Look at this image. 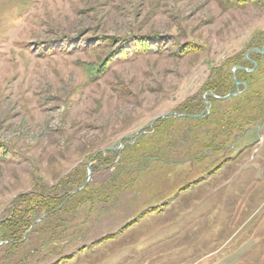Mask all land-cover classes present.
<instances>
[{
    "label": "rangeland",
    "instance_id": "374dc122",
    "mask_svg": "<svg viewBox=\"0 0 264 264\" xmlns=\"http://www.w3.org/2000/svg\"><path fill=\"white\" fill-rule=\"evenodd\" d=\"M137 37L158 44L120 56ZM263 51L264 0H0V222L91 173L0 264H264V122L225 139L178 112L201 98L219 118L242 93L232 66ZM213 68L240 84L217 110Z\"/></svg>",
    "mask_w": 264,
    "mask_h": 264
},
{
    "label": "trees",
    "instance_id": "16d2710c",
    "mask_svg": "<svg viewBox=\"0 0 264 264\" xmlns=\"http://www.w3.org/2000/svg\"><path fill=\"white\" fill-rule=\"evenodd\" d=\"M257 0H231L232 3L238 4L240 6H246L248 4L254 3ZM158 39V38H157ZM154 39L145 38H135L130 42L123 41L120 43L119 49L121 50L119 55L124 56L127 53H148L151 52L153 47L158 43ZM107 46L113 45L115 42L119 44L120 41L116 38L102 37L98 39ZM153 40V41H152ZM129 43V44H128ZM187 48V47H186ZM264 55V54H263ZM259 53H254L253 64L244 61L243 64L239 65L236 63L232 66H240L242 68H247L246 70H252L254 64L257 65V69L254 72H246L243 69L237 70L238 80L241 83L242 93L230 99L233 103L227 111L217 119H209L207 117L198 119H183L185 121H190L191 123L197 124H207L219 126L220 130L214 132L215 136H222L225 139L233 134V132H247L248 127L254 128L256 125H261L264 122V96L262 90L252 89L251 85L262 81L263 77L259 72L263 71L264 56ZM250 66V67H249ZM109 68V60H104L96 67H88V72L98 78L103 75ZM230 69L228 76L222 73L221 68H213L212 74L207 81L204 93H209L207 99L212 103L214 109L217 110L218 104L222 102L216 100L214 96H226L234 91L235 82ZM264 73V72H263ZM203 93V94H204ZM205 103L201 98H193L189 103L182 106L181 112L188 115H197L202 113L204 110ZM170 119L165 118L160 120V123H166ZM189 122V123H190ZM1 148V146H0ZM99 160V159H97ZM69 179V178H68ZM69 181V180H67ZM84 181L80 180L75 183V189H66L63 186L62 192L59 195H45L42 193H31L18 196L12 204V209L9 216L0 222V243L4 242L11 244L15 247H19L24 243V234L31 228L32 224L39 218L46 216L48 218L52 214H57L61 212L64 208V204L73 196L72 192L79 189L84 185ZM62 184L61 182L57 187ZM89 189L86 186L82 191ZM57 190V188H55ZM80 193V192H79ZM69 211V210H68Z\"/></svg>",
    "mask_w": 264,
    "mask_h": 264
},
{
    "label": "water",
    "instance_id": "95a60500",
    "mask_svg": "<svg viewBox=\"0 0 264 264\" xmlns=\"http://www.w3.org/2000/svg\"><path fill=\"white\" fill-rule=\"evenodd\" d=\"M263 53H264V51H263ZM232 74H234V69L232 70ZM234 81H235L236 86H239V85H240V84L237 82L236 78H234ZM237 94H239L238 91H237L236 93L231 94V95H228L227 97H224V98H220V97H216V96H214V98H215V99H228V98H232V97L236 96ZM207 111H208V108L205 109V111H204L203 113H201L200 115H196V116H185V117H187V118H192V119H195V118H201V117H203V116L206 114ZM172 115H173L172 113H169V114H166V115L160 116V117H158V118L155 120V122H156V121H159V120H162V119H165V118H167V117H171ZM175 116H177V114H175ZM261 129H262V128H261ZM90 177H91V173H89V177H88V180L86 181V183H85L81 188L75 190L72 194H76V193H78L79 191H81L82 189H84V188L87 186V184H88V182H89V180H90Z\"/></svg>",
    "mask_w": 264,
    "mask_h": 264
}]
</instances>
